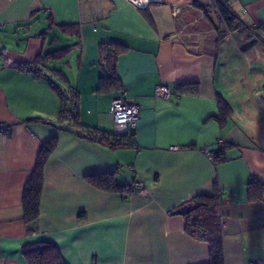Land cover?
<instances>
[{"label":"crops","instance_id":"0c3cea01","mask_svg":"<svg viewBox=\"0 0 264 264\" xmlns=\"http://www.w3.org/2000/svg\"><path fill=\"white\" fill-rule=\"evenodd\" d=\"M215 1L197 0L208 18L194 0H0V123L11 126L0 133V264H27L21 248L34 240L54 242L65 264H210L208 243L174 210L214 183L224 263L264 264V0H218L236 17L229 26ZM102 44L119 51L117 88L100 87ZM46 48L63 50L47 63L77 89L85 127L111 133L122 91L139 106L131 144L57 127V92L23 67ZM160 84L169 97L155 95ZM51 138L28 224L23 188ZM97 175L126 188L100 189Z\"/></svg>","mask_w":264,"mask_h":264},{"label":"trees","instance_id":"16d2710c","mask_svg":"<svg viewBox=\"0 0 264 264\" xmlns=\"http://www.w3.org/2000/svg\"><path fill=\"white\" fill-rule=\"evenodd\" d=\"M195 6L202 9L206 17L209 16V10L206 6L199 4L194 0ZM215 5L221 18L226 25L235 22L234 13L221 1L216 0ZM61 49L49 50L46 48L38 55L33 62L25 64L23 67L33 71L36 77L46 79L53 89L57 92L61 107L57 118V127L70 130L75 134L85 137L91 141L103 142L112 147H123L132 143L133 135L115 136L113 130L111 133L98 129H89L82 125L78 119V91L71 86L60 69L50 67L48 59H52ZM100 58L104 63V70L100 76V87L117 88L119 84L115 71V60L118 50L110 44H102L99 47ZM44 71H49L52 76H48ZM65 83V84H64ZM120 85H118L119 87ZM56 144V139L51 138L45 141L38 152L34 169L26 181L22 193L23 219L26 223H33L39 216L40 198L43 185V167ZM219 155L213 153V157ZM89 180L98 188L103 190H123L126 188L114 181L111 175H97L88 177ZM259 195L262 193V186ZM251 188V183H250ZM221 192L216 183L213 186V193L210 195H199L190 202L196 204V207L190 212L183 213L184 230L191 237L204 241L209 245L210 264H225L223 255V235L221 225ZM30 233L35 229L28 230ZM22 254L27 264H65L57 245L49 240L27 241L22 245Z\"/></svg>","mask_w":264,"mask_h":264},{"label":"built area","instance_id":"2783aa9c","mask_svg":"<svg viewBox=\"0 0 264 264\" xmlns=\"http://www.w3.org/2000/svg\"><path fill=\"white\" fill-rule=\"evenodd\" d=\"M136 7L146 6L151 1L161 0H127ZM172 91L165 85H157L155 87V95L167 98ZM110 113L112 115V130L115 136L133 135L136 124L139 118V106L135 103L128 102L125 98V93L122 91L119 95L114 97L110 103ZM10 125L0 123V133L9 132ZM209 157H213L212 153L208 150L205 151ZM130 189L139 194H145L146 188L140 181H134L129 185ZM248 264H262L261 262H249Z\"/></svg>","mask_w":264,"mask_h":264},{"label":"water","instance_id":"95a60500","mask_svg":"<svg viewBox=\"0 0 264 264\" xmlns=\"http://www.w3.org/2000/svg\"><path fill=\"white\" fill-rule=\"evenodd\" d=\"M195 207H196V204H194L192 202H188V203L183 204L181 207L175 209L174 212L179 213V214H183V213L190 212Z\"/></svg>","mask_w":264,"mask_h":264}]
</instances>
